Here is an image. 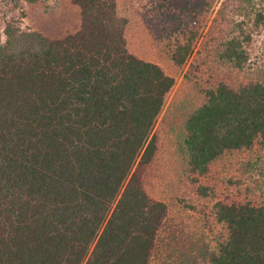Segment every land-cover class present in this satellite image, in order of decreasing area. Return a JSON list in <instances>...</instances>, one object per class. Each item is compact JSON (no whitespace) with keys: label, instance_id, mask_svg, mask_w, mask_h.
<instances>
[{"label":"trees","instance_id":"trees-1","mask_svg":"<svg viewBox=\"0 0 264 264\" xmlns=\"http://www.w3.org/2000/svg\"><path fill=\"white\" fill-rule=\"evenodd\" d=\"M16 1L36 8L45 33L11 19L0 44V264H150L168 208L150 198L148 177L216 179L241 155L244 174L264 175V69H247L261 13L249 28L218 11L222 25L209 26L178 83L206 23L189 0L166 14L168 70L153 61L163 52L140 47L146 16L130 13L141 0H70L58 12ZM225 70L232 83L209 85ZM226 173L202 192L241 185ZM212 215L215 253L190 261L264 264V205L221 199Z\"/></svg>","mask_w":264,"mask_h":264},{"label":"rangeland","instance_id":"rangeland-1","mask_svg":"<svg viewBox=\"0 0 264 264\" xmlns=\"http://www.w3.org/2000/svg\"><path fill=\"white\" fill-rule=\"evenodd\" d=\"M183 0H169V8L158 9V4L150 0H141L137 7V12L130 13L136 20L145 22L139 26L142 40L139 41L140 47L146 48L147 51L163 52L161 58L156 55L153 61H156L164 68H167L168 57L167 51L172 49L167 32L174 27L167 20L168 13L179 16L182 10L178 7V2ZM188 13L192 10L194 20L200 24L206 20V25L199 28V36L197 44H194V51L185 60L184 65L178 70L177 82L179 83L183 75L188 70L190 64L196 60L195 53L201 40L204 39L209 26L213 21H217L222 25L223 19L219 17L218 11H223L229 15V20L235 23L244 22L250 28L257 13L264 16V0H248L249 11L239 14L240 10L237 6L240 0H189ZM250 2V3H248ZM70 0H47L48 10L58 12L60 8H70ZM178 4V5H175ZM23 7H17L16 0H0V44L5 41L4 28L7 21L14 19L19 22L22 30H39L45 33V24L38 23L36 20L39 16L36 8L23 3ZM175 6V7H174ZM135 7V9H136ZM133 8V7H132ZM247 13V14H245ZM23 14V16H22ZM167 14V16H166ZM145 15V16H143ZM72 16V15H69ZM149 18H148V17ZM72 18V17H70ZM62 22V21H61ZM62 24V23H61ZM232 26L234 27V25ZM66 25L63 20L61 31H66ZM60 31V30H59ZM233 32V31H231ZM252 32L251 42L248 46L249 60L247 69L251 72L255 69H264V27ZM171 36V42L173 40ZM166 54V55H165ZM167 59V60H166ZM165 60V61H164ZM218 72V69H217ZM236 72L234 70H225L222 75L214 74V79L209 85L229 84L235 80ZM225 76V77H223ZM165 157L158 156L157 165L163 164ZM245 158L241 155L234 163L235 166L226 167L224 177H232L234 180L241 181L240 186L235 189L227 190L221 188V183L211 188L204 194L201 187L204 184L212 186V182L221 179V173H214L218 176L216 179H199L194 178L192 174L184 175L183 179L163 180L148 177L145 181V189L150 198L164 203L168 208V214L158 230L157 240L154 244L153 252L150 258V264H196L197 261L189 260L188 256L197 258L196 250H199L202 256L205 253L214 252L216 248L215 237L219 234V226L216 224L212 215V207L214 203L225 199L230 202H250L253 205H264V175L261 174H244L242 163ZM241 164V165H240ZM152 166V165H151ZM154 166V165H153ZM148 168H151L150 166ZM242 168V169H241ZM240 170V171H239ZM213 178V177H212ZM208 181V182H207ZM193 206V207H192ZM207 248V249H206ZM206 255V254H205ZM204 255V256H205Z\"/></svg>","mask_w":264,"mask_h":264}]
</instances>
